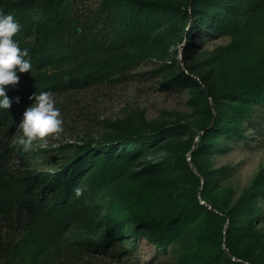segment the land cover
Returning a JSON list of instances; mask_svg holds the SVG:
<instances>
[{
  "label": "trees",
  "instance_id": "16d2710c",
  "mask_svg": "<svg viewBox=\"0 0 264 264\" xmlns=\"http://www.w3.org/2000/svg\"><path fill=\"white\" fill-rule=\"evenodd\" d=\"M70 1L0 0V13H10L19 22L21 27L14 39L21 48L29 50L32 63L30 72L18 73V84L5 86L12 101L11 108H0V264H55L60 262L64 252L79 256L80 248L98 255L116 254L111 245L113 240L127 233L137 238L147 232L152 239L162 242L164 232L189 223L198 211H204L220 228L216 237L219 249L205 261L193 255L183 258L181 264H264L255 257V250L254 254L251 252L250 245L238 244L255 231L252 211L260 184L255 181L228 209L215 202H202L198 188L202 185L207 189L212 178L202 165L204 155L213 152L222 135L234 132L236 125L241 124L246 115L244 107L251 106V99L264 92V77L252 82L246 90L223 87L224 91L217 92L210 77L200 76L204 86L198 95L203 102L202 118L196 123L180 122L178 128L158 126L150 133H143L133 130L128 121H107L108 127L119 133L108 134L106 140L96 144L80 145L62 169L13 168V141L24 115L20 103L31 89L45 87V90L65 93L99 80L114 81L116 70L124 60L117 63L110 58L133 42H146L150 33H156L155 25H163L170 17L180 22L182 30L189 22L190 26H203L202 37L206 34L213 37L216 30L223 29L236 35L245 33L249 39L254 37L263 50L260 54L254 53L264 61V14L250 21L247 27H239L246 10L253 12L264 0H247L252 8L243 6L246 0H187L185 3L179 0H104L103 12L111 19L108 30L104 31V24H98L101 17L97 13L80 22L82 31L73 38L69 37ZM93 27L95 30L91 32ZM184 32L189 40L194 31L187 28ZM235 41L238 45L242 43ZM197 43L191 45L190 51L197 49ZM188 68L191 70L190 66ZM182 75L190 77L184 71ZM168 131L182 134L175 145L177 153L172 155L168 151L163 160L142 166L154 146L169 150ZM190 154L192 163L187 160ZM173 157L176 162H171ZM138 166L141 168H136ZM179 168L187 173H180ZM188 174L194 178L187 184L194 183L197 188L191 193L190 201L186 205L171 203L174 197L188 190L187 184L182 183V191L178 192L180 182H184ZM164 190L167 192L163 193ZM105 191L108 194L105 218L108 220L102 235L86 241L53 238L56 243L53 244L52 237L57 232L54 228L66 230L93 222L91 218L98 215L99 198ZM44 226L52 227L50 241L49 231ZM224 242L227 253L222 248ZM91 263L80 261L77 264Z\"/></svg>",
  "mask_w": 264,
  "mask_h": 264
},
{
  "label": "rangeland",
  "instance_id": "374dc122",
  "mask_svg": "<svg viewBox=\"0 0 264 264\" xmlns=\"http://www.w3.org/2000/svg\"><path fill=\"white\" fill-rule=\"evenodd\" d=\"M179 1L185 3L187 0ZM248 4L246 0L243 6L253 7ZM70 6V38L82 31L80 22L97 13L101 17L98 24H104V31L108 30L111 19L106 11L103 12L104 0H71ZM263 14L264 1L253 12L246 10L239 20V27H247L250 21L259 19ZM189 18L192 20L193 17L189 15ZM190 25L189 22L182 30L180 22L170 17L163 25H155L156 33H150L146 42H133L116 52L111 61L118 63L124 60V64L117 68V79L114 81L99 80L93 85L65 93L45 90V87L41 90L40 87L31 89L20 103L24 112L34 103V99H30L33 92H50L56 100V107L61 110L63 131L56 137L49 135L34 141L32 149L25 152L18 143L22 135L19 125L13 141V168L62 169L64 163L75 156L80 145L96 144L106 140L108 134L115 136V133H119L108 127L107 121H128L133 130L143 133H150L158 126L178 128L180 122L196 123L202 118L200 109L203 102L198 95L204 86L200 76L210 77L209 81L214 82L217 92L224 91L225 87L229 90H246L252 82L264 77V61L258 55L263 50L257 45L260 44L258 39L257 43L254 37L249 39L245 33L236 35L224 29L216 30L213 37L207 34L202 37V33H205L203 26ZM187 28L194 31L189 40L184 32ZM94 30L95 27L91 32ZM200 39L202 41L197 43ZM235 39L242 43L238 45ZM196 43L197 49L190 51L191 45ZM183 71L190 77L182 75ZM250 103L251 106L244 107L243 114L246 115L241 124L236 125V130L222 135L213 152L204 155L202 165L212 178L207 189L204 190L202 185L198 188L202 202H215L228 209L255 181L260 184L261 190L254 198L256 205L252 211L251 223L255 231L238 244L241 247L250 245L251 252H256L255 257L264 262V92L252 98ZM181 135L180 131H168L169 150L154 146L153 152L143 159L142 166L163 160L168 151L175 155V145ZM187 160L193 162L191 154ZM176 161V157L171 159V162ZM136 168L140 169L141 166ZM193 170L197 171L195 164ZM179 172L187 173L181 168ZM193 178L192 174H188L185 181L180 182L178 192L182 191V183L187 184ZM189 186L187 184L188 190L178 198L174 197L171 203L188 204L191 193L197 189L194 183L191 188ZM106 194L107 191L99 198V213L91 218L92 223L81 227L71 226L66 230L54 228L57 232L52 237V243L56 244L53 238L56 241L98 239L105 231L108 220L105 218L108 208ZM44 228L49 231L50 241L52 227ZM219 231L220 228L204 211H198L189 223L181 224L172 232H164L162 242L152 239L147 232L137 238L127 233L113 240L111 245L116 254L98 255L80 248L79 256L64 252L60 262L55 264H77L80 261L91 264H181L183 258H192L193 255L205 261L219 249L216 240ZM222 248L224 253L228 252L225 242Z\"/></svg>",
  "mask_w": 264,
  "mask_h": 264
},
{
  "label": "clouds",
  "instance_id": "9594fccd",
  "mask_svg": "<svg viewBox=\"0 0 264 264\" xmlns=\"http://www.w3.org/2000/svg\"><path fill=\"white\" fill-rule=\"evenodd\" d=\"M20 27L12 14L0 13V108L3 109H10L12 105L5 86L18 84V73H28L32 69L29 50L21 48L14 39ZM30 99H34V103L24 112L20 123L22 135L18 139L25 152L31 150L33 142L38 139L58 136L64 123L61 110L56 107V100L50 92L34 93Z\"/></svg>",
  "mask_w": 264,
  "mask_h": 264
},
{
  "label": "water",
  "instance_id": "95a60500",
  "mask_svg": "<svg viewBox=\"0 0 264 264\" xmlns=\"http://www.w3.org/2000/svg\"><path fill=\"white\" fill-rule=\"evenodd\" d=\"M211 207V206H210Z\"/></svg>",
  "mask_w": 264,
  "mask_h": 264
}]
</instances>
